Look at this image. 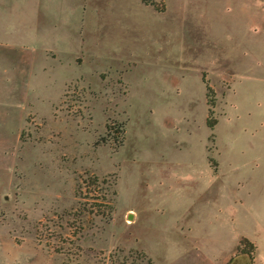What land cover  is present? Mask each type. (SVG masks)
I'll list each match as a JSON object with an SVG mask.
<instances>
[{"label":"rangeland","instance_id":"374dc122","mask_svg":"<svg viewBox=\"0 0 264 264\" xmlns=\"http://www.w3.org/2000/svg\"><path fill=\"white\" fill-rule=\"evenodd\" d=\"M156 3L0 0V264L264 260V0Z\"/></svg>","mask_w":264,"mask_h":264},{"label":"trees","instance_id":"16d2710c","mask_svg":"<svg viewBox=\"0 0 264 264\" xmlns=\"http://www.w3.org/2000/svg\"><path fill=\"white\" fill-rule=\"evenodd\" d=\"M144 2H148V0H144ZM150 3L155 6L156 10L158 11H164L163 8L159 7V4L156 3V0H150ZM203 80L206 83V87H207V98H208V105H209V115H208V119H207V124L210 128H214L217 124V119L214 117L215 114V106H216V96H215V91L213 89V87L208 83V81L206 80L205 75L203 76ZM98 177L93 175L92 177L89 178V181H93L94 183L98 182ZM88 181V182H89ZM98 211L100 213H103V209L100 208L98 209ZM240 244L241 246L243 245V249H241L240 247H238V250L241 251V253H246L250 255V258L252 260H254V254H252V252H250L249 250L244 249L245 247H247L248 245H251L252 247H254L252 241H250L249 238L247 237H243L240 240Z\"/></svg>","mask_w":264,"mask_h":264},{"label":"crops","instance_id":"0c3cea01","mask_svg":"<svg viewBox=\"0 0 264 264\" xmlns=\"http://www.w3.org/2000/svg\"><path fill=\"white\" fill-rule=\"evenodd\" d=\"M248 238V237H247ZM251 240V239H250ZM148 254V253H147ZM245 254V253H244ZM149 255V254H148ZM246 255H248V254H246ZM149 257L150 258H152L150 255H149ZM248 261L246 262V264H264V260H261L260 262H258V260H257V258H256V255H255V257H254V260H252L251 258H250V256L248 255ZM152 260H153V258H152ZM231 260V259H230ZM154 261V260H153ZM155 264H157L156 262H154ZM228 264H230V263H228Z\"/></svg>","mask_w":264,"mask_h":264}]
</instances>
